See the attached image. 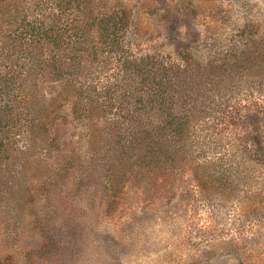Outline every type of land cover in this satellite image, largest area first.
Masks as SVG:
<instances>
[{
    "label": "rangeland",
    "instance_id": "rangeland-1",
    "mask_svg": "<svg viewBox=\"0 0 264 264\" xmlns=\"http://www.w3.org/2000/svg\"><path fill=\"white\" fill-rule=\"evenodd\" d=\"M100 2L127 12L141 57L232 59L244 38L264 42V0ZM244 58L248 76L236 70L231 89L216 97L235 106L215 115L226 134L211 148L216 142L202 133L194 149L207 169L164 178L144 171L112 115L93 121L90 138L85 123L61 135L59 150L29 155L23 137H11L0 161V264H264V166L237 176L217 161L234 153L219 141L231 137L263 159L264 58Z\"/></svg>",
    "mask_w": 264,
    "mask_h": 264
},
{
    "label": "trees",
    "instance_id": "trees-1",
    "mask_svg": "<svg viewBox=\"0 0 264 264\" xmlns=\"http://www.w3.org/2000/svg\"><path fill=\"white\" fill-rule=\"evenodd\" d=\"M130 26L123 8L100 0H0V161L8 160L2 155L12 150L11 137H23L29 155L59 150L61 135L69 139L66 132L85 123L90 138L93 121L112 115L144 171L164 178L184 167L209 168L194 149L202 133L211 142L226 134L215 115L235 107L216 97L231 89L245 56L248 64L264 58V42L244 38L232 59L141 57L131 49ZM49 85L60 91L46 92ZM231 138L219 140L234 150L217 159L222 166L237 176L264 166L262 152L263 159L258 150L249 154ZM204 172V180L212 177Z\"/></svg>",
    "mask_w": 264,
    "mask_h": 264
}]
</instances>
